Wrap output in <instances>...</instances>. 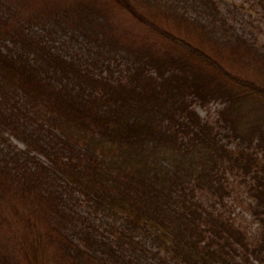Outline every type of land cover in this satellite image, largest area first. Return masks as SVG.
Listing matches in <instances>:
<instances>
[{
    "label": "trees",
    "instance_id": "trees-1",
    "mask_svg": "<svg viewBox=\"0 0 264 264\" xmlns=\"http://www.w3.org/2000/svg\"><path fill=\"white\" fill-rule=\"evenodd\" d=\"M4 1L0 264H264V48L218 0ZM213 100L220 130L192 107ZM222 171L252 243L197 196Z\"/></svg>",
    "mask_w": 264,
    "mask_h": 264
},
{
    "label": "rangeland",
    "instance_id": "rangeland-1",
    "mask_svg": "<svg viewBox=\"0 0 264 264\" xmlns=\"http://www.w3.org/2000/svg\"><path fill=\"white\" fill-rule=\"evenodd\" d=\"M7 2L0 1V7L6 6ZM221 13L227 18V21L234 25L236 30L242 33L247 39L254 42L255 45L264 48V17L263 11L259 7L257 0H218ZM190 13H192L189 10ZM131 21L126 15L120 16V21ZM46 28L53 29L48 31L51 36L58 41L66 44L79 43L70 41V34L74 31L67 18H57L46 24ZM74 44V45H75ZM223 106L219 100H213L202 106L198 103L193 104L194 110L204 120L220 130L217 123V111ZM19 147L21 143L13 139ZM229 148H236L239 140L231 135L223 137ZM219 189L213 190L204 186L197 192V196L208 207H213L220 211L224 216L242 230L249 243H252L258 235V223L251 212L252 199L247 192V179L235 171H222L219 180ZM20 238V231H17ZM258 264V263H253Z\"/></svg>",
    "mask_w": 264,
    "mask_h": 264
}]
</instances>
